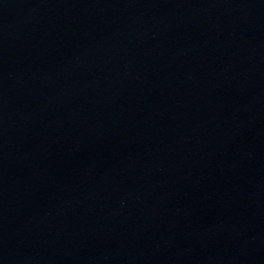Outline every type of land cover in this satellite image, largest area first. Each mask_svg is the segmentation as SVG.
Segmentation results:
<instances>
[{"label":"water","instance_id":"water-1","mask_svg":"<svg viewBox=\"0 0 264 264\" xmlns=\"http://www.w3.org/2000/svg\"><path fill=\"white\" fill-rule=\"evenodd\" d=\"M0 264H264V0H0Z\"/></svg>","mask_w":264,"mask_h":264}]
</instances>
